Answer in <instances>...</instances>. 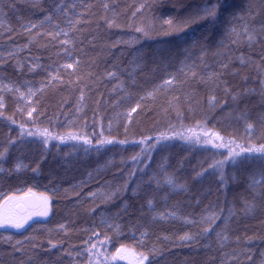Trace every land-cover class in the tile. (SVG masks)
<instances>
[{
	"label": "trees",
	"instance_id": "trees-1",
	"mask_svg": "<svg viewBox=\"0 0 264 264\" xmlns=\"http://www.w3.org/2000/svg\"><path fill=\"white\" fill-rule=\"evenodd\" d=\"M212 6L217 0H0V86H13L0 91V151L8 148L0 205L31 189L50 209L23 229L0 228V264H126L120 249L135 253L133 264L141 252L144 264H264L258 154L233 162L235 145L187 139L192 129L217 132L226 145L264 144V0H220L217 15L203 17ZM168 20L183 30L169 32ZM43 129L91 143L27 135ZM19 162L27 167L17 172Z\"/></svg>",
	"mask_w": 264,
	"mask_h": 264
},
{
	"label": "snow or ice",
	"instance_id": "snow-or-ice-1",
	"mask_svg": "<svg viewBox=\"0 0 264 264\" xmlns=\"http://www.w3.org/2000/svg\"><path fill=\"white\" fill-rule=\"evenodd\" d=\"M220 5V0H217V6H212V7H207L204 9L202 16L203 17H215L217 15L218 12V6ZM225 8L227 7V4L225 3L223 5ZM105 7H107V5H105ZM57 11H62V9H57ZM201 18V16H196V17H190L189 21H186L185 23L191 22L195 19H199ZM47 20H51L52 17L48 16L46 17ZM78 22V21H77ZM43 23V21L41 22ZM166 23L169 25V32H178V31H182L183 27L181 25H175L173 24L172 20H168L166 21ZM111 26V24H110ZM37 27V25L32 24L31 28H35ZM30 31V29H29ZM137 32H144L145 35H147V33L144 31L143 28H137L136 29ZM61 32L63 33L64 36H67L68 33L66 31L60 30V32H57L56 35H60ZM51 35V33H49ZM254 37L252 34H248V40L249 41H253ZM61 44H69L71 43V41L65 39V40H61L60 41ZM9 56L13 55L12 53H8ZM4 53H0V57H3ZM2 62H6V61H2ZM243 62V60H242ZM79 63V61H74V62H69V63H65L63 65H61V68L64 69H74L75 66ZM226 66V65H225ZM195 74V73H193ZM110 75H114L111 74ZM58 78V72L57 75H53L52 79L55 80ZM51 82V81H49ZM173 83L172 79L166 80L165 84L171 85ZM9 90L12 91L13 90V86L8 84V83H3L2 86H0V91L3 90ZM42 90V89H41ZM16 92L20 93V98L24 99V92H21L19 87L15 88ZM28 95L29 97L34 96L35 92L29 88L28 89ZM149 95H152V93H149ZM81 99H83V96H81ZM212 100H215V97H212ZM211 103V101H210ZM4 107V103H3V97L0 96V108ZM22 111V109H20ZM36 109L35 107H32L28 112L27 115L29 118L32 117L33 112H35ZM132 111H135V109H133ZM0 115H3L2 113H0ZM13 123H15V121H13ZM23 129V126H21ZM199 127V126H198ZM253 129V125L251 123H249L247 125V130L249 132V134H251V131ZM189 131L192 133V136L187 137V139L191 140L193 138V136L195 137V142L196 143H201L200 141V135H204L205 137H208V139L204 140L203 142L206 144H212L213 147H226V146H231V145H235V147H229V152H228V157L230 160H232L233 162H235L236 157L241 156L243 153L247 152L249 154H258L256 156L251 157L252 159L256 160L259 162L260 165V169H259V179L254 178L253 182H252V187L255 188L256 185L260 184V185H264V144H261L259 147L256 146H249L247 148L242 147L239 144H235V141H228L227 145L224 143V138L217 132H211V131H202L201 133H196L194 130L189 129ZM25 133L22 130L21 135L23 136ZM27 135L29 136H41L44 137L43 139V143L46 145L48 143L49 138L52 139H59L61 142H64L65 140H83V142L85 144H90L91 141L88 140L85 137H81L77 134H73L71 132H69L67 134V136H58V137H54L52 136V134L48 131V129H43V130H38L36 132H27ZM214 141H220V143H214ZM113 141L110 139H103L100 140L99 143L100 144H111ZM9 143H15V141H10ZM120 143H123V141H121ZM237 149H239V151H237ZM8 152V148L5 147L3 149V151H0V162L4 161L6 158V153ZM250 157H245V160L249 159ZM133 159H136V157H133ZM225 163V161H218L217 164L220 165V167H223V164ZM27 167L26 165H24L22 162H19L15 165V171L19 172L22 170V168ZM209 167H216V164L210 165ZM5 169L0 166V172H3ZM33 171H36V169H33ZM167 183L172 184V180L169 179L167 180ZM26 196H33L35 197L36 194L32 192L31 189H28V192L25 194V196L22 197H15V196H8L7 199L5 200V205L8 204L9 201L12 200H20V201H24L23 203H18L15 205V207L17 209H33V211H29L27 213V215H20L18 212L13 211L11 208H5L4 211L0 212V228H13L16 230H20L23 229L25 227L26 224H28V222L30 220L33 219V217H47L48 213H49V207H48V201H49V197L46 195L41 194L37 199L35 200H27ZM149 205H151V201H149ZM251 205L246 206V211H251L252 210ZM161 218H164L163 216H161ZM209 221L214 222V218L212 216H209L207 218ZM111 227V225H109ZM205 232L209 231L208 228L204 229ZM95 235L97 237H99V233H95ZM146 235V233L142 234V236ZM182 239L184 240H189L192 239V237L185 235L184 237H182ZM223 239H227V237H223ZM104 240L107 241L108 237L105 236ZM17 243H20L19 241ZM142 243V241H141ZM96 244H92L91 247L88 249V251L91 253V249L95 248ZM19 250V249H17ZM133 255H135V253H132ZM149 257L148 255H145L143 252L139 253V260H138V264H144L145 261H148ZM250 259V257H249ZM91 264V262H90ZM97 264H100L99 261H97Z\"/></svg>",
	"mask_w": 264,
	"mask_h": 264
},
{
	"label": "rangeland",
	"instance_id": "rangeland-1",
	"mask_svg": "<svg viewBox=\"0 0 264 264\" xmlns=\"http://www.w3.org/2000/svg\"><path fill=\"white\" fill-rule=\"evenodd\" d=\"M15 197H22V196H25V194L23 195H14ZM40 195H37L35 197L33 196H26V197H29L30 200H35L39 197ZM31 197V198H30ZM7 199V198H6ZM5 199V200H6ZM5 200L1 203L0 205V212L4 211L5 208H11L13 211H16V207L15 205L18 204V203H23V201H20V200H12V201H9L7 205H5ZM48 207H49V201H48ZM29 211H33V209H25L22 213H19L20 215H27V213ZM17 212V211H16ZM46 217H33L32 220H41V219H44ZM30 220V221H32ZM29 221V222H30ZM28 222V223H29ZM116 258L121 261V262H124L126 264H133L135 263V260H134V255L132 254V252L128 249H120L118 250V252L116 253Z\"/></svg>",
	"mask_w": 264,
	"mask_h": 264
},
{
	"label": "water",
	"instance_id": "water-1",
	"mask_svg": "<svg viewBox=\"0 0 264 264\" xmlns=\"http://www.w3.org/2000/svg\"><path fill=\"white\" fill-rule=\"evenodd\" d=\"M16 211H17L18 213H22V212H23V209H17V208H16Z\"/></svg>",
	"mask_w": 264,
	"mask_h": 264
},
{
	"label": "flooded vegetation",
	"instance_id": "flooded-vegetation-1",
	"mask_svg": "<svg viewBox=\"0 0 264 264\" xmlns=\"http://www.w3.org/2000/svg\"><path fill=\"white\" fill-rule=\"evenodd\" d=\"M30 198H31V197H30ZM26 199H27V200H30L29 197H26ZM23 202H24V201H23ZM24 210H25V209H23V211H24Z\"/></svg>",
	"mask_w": 264,
	"mask_h": 264
}]
</instances>
